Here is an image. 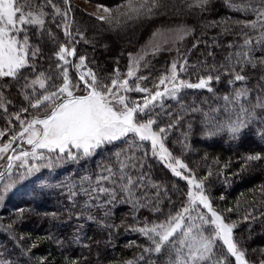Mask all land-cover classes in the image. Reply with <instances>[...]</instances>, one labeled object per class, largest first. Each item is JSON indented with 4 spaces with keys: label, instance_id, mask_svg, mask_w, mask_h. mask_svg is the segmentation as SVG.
I'll return each instance as SVG.
<instances>
[{
    "label": "trees",
    "instance_id": "obj_1",
    "mask_svg": "<svg viewBox=\"0 0 264 264\" xmlns=\"http://www.w3.org/2000/svg\"><path fill=\"white\" fill-rule=\"evenodd\" d=\"M95 1L110 5L113 9L124 3V0ZM161 2L162 7L156 15L132 20L122 18L120 24H109L93 17L85 19L75 6L70 4L68 10L65 4V11H70L71 37H65L63 23L59 24L56 20L49 29L54 39L48 36L49 30L37 33L32 42L40 47L41 54L35 58V72L28 68L22 75L32 79L44 72L55 78L59 72L55 53L61 44L73 39L75 43L78 42L76 56L84 55L97 76L110 83L108 77L113 76L116 69L122 76L126 74L129 54L136 55L146 37L158 26L183 21L193 27V33L176 50L181 51V59L186 58L189 66L188 71L181 74V79L197 82L198 76L208 74L205 69L223 64L227 54L235 51L228 47L229 44L242 43L240 27L223 22L255 19L252 13L234 10L229 6V0H209L203 8H190L188 5L192 0ZM231 2L242 4L249 0ZM249 35L255 36L256 33L249 32ZM114 37L117 40H113ZM174 53L150 56L147 67L142 65L137 73L148 77L141 86L152 89L159 77L168 71ZM255 55L264 57V48L257 49ZM75 58L71 59L72 62ZM245 72L247 80L233 84L228 83L231 76L213 73L221 77L218 82L214 80L211 83L213 92L184 89L180 93L179 103L166 98L163 101L164 109L173 114H183L180 108L183 104L208 112L209 107L215 108L223 103L218 97L244 87L250 90L248 100L255 103L257 96L264 95V66H249ZM72 73L78 75L74 68ZM24 82L23 79H0V91L5 100L10 101L7 112L0 109V129H12L9 135L19 131V124L14 118L11 125L8 123L10 114L28 107L21 89ZM54 82L60 83L58 79ZM37 91H40L38 85ZM129 95L134 100H142L144 94L131 92ZM242 102L248 106V102ZM155 111L161 110L157 107ZM35 114L36 110H30L24 115ZM224 118L223 113L218 114V119ZM204 119L201 112L189 111L180 124L170 131L166 146L174 157L188 165L199 180L207 177L204 188L212 204L226 222L236 225L234 237L241 250L245 251V257L254 264H260L264 260V160L247 163L246 158L255 154L264 156V111L257 109V119L235 137L226 130L209 136L210 128ZM168 122L167 117H161V126ZM125 148L127 143L116 141L98 149L91 157L65 159L54 163L51 168L41 167L38 172L23 179L20 178L23 172L16 173L13 179L18 185L0 206V261H7L8 264H127L128 261H134V264H167V252L156 254L144 251L151 242L135 229L145 222L151 224L164 220L169 212L178 211L187 200L188 183L173 175L153 157L149 144H145L149 155L144 157V167L140 171L152 183L160 186L159 212L152 210L156 199L148 207L134 209L131 203L122 202L121 195L103 206H97L95 201L86 205L88 197L80 191L82 177H95L100 165L110 163L115 158L114 153ZM37 162L40 164L42 161ZM209 171L212 173L210 176ZM147 191L149 196H156L157 189L148 188ZM72 192L76 195L73 196ZM101 199L106 200L107 197ZM220 252L226 254V249L221 248ZM228 264H235L230 255Z\"/></svg>",
    "mask_w": 264,
    "mask_h": 264
},
{
    "label": "snow or ice",
    "instance_id": "obj_2",
    "mask_svg": "<svg viewBox=\"0 0 264 264\" xmlns=\"http://www.w3.org/2000/svg\"><path fill=\"white\" fill-rule=\"evenodd\" d=\"M64 2L67 4L68 0ZM208 3L209 0H192L188 6L203 8ZM229 6L236 11L252 13L255 19L223 22L239 26V35L242 37V43L228 45L235 51L227 54L224 63L205 69L208 74L198 76L197 82L193 83L181 79V74L188 71L187 59L184 58L179 67L178 62L173 61L169 70L150 89L141 86L148 77L137 73L142 63L147 67L146 57L149 54L154 55L161 50V43H152L135 56L130 53L126 74L122 76L119 69H116L113 76L108 77L110 83H105L104 79L87 67L85 57L81 56L79 63L72 64L68 57L74 56L76 50L64 44L55 53L59 69L55 78L44 72L36 74L32 79L23 76V71L28 68L35 72L34 61L41 54L40 47L30 41L29 26L43 33L47 17L51 16L53 20L56 16L67 17V12L62 11L54 0H0V79H23L22 95L28 102V107L10 114L8 120L11 125L14 118L19 124V131L11 134L8 140L0 142V160L6 159L4 170L0 171V181H6L0 198L15 187L14 170L25 169V173L20 176L23 179L25 175L38 172L41 167L51 168L54 163L65 159L91 157L98 149L123 141L127 143V148L114 153L115 158L110 163L100 165L95 177L86 175L81 178L80 191L88 197L86 205L95 201L97 206H103L121 195L122 202L131 203L134 209L148 207L156 199L152 210L159 212L160 186L152 183L140 171L144 167V157L149 155V149H145L147 143L151 155L164 162L176 177L186 180L189 190L186 202L178 211L169 212L164 220L151 224L145 222L142 227L135 229L151 242L150 247L144 251L156 254L167 252V264H228L229 255L235 258V264H248L245 251L238 247L233 238L236 225L225 222L224 217L212 207L204 188L207 177L197 180L195 173L180 158L174 157L165 143L170 131L180 124L189 111L203 114L204 123L210 128L207 133L209 136L226 130L234 137L257 119V109L264 111V95L257 96L255 103H252L248 100L250 90L246 87L218 97L223 103L215 108L209 107L208 112L200 107L183 104L180 105L183 114H173L164 109L163 101L171 98L179 103L180 93L184 89H207L213 92L211 83L221 78L219 74L213 73L231 76L228 83L233 84L247 80V67L264 66V57L255 55L257 49L264 48V0H249L242 4L229 0ZM161 7V0H124L116 9L104 7L103 11L107 15L97 18L109 24H120L122 18H150ZM46 8H50L51 12L45 11ZM63 28L65 36L71 37L67 20ZM225 30L229 29L226 27ZM181 32L183 34L178 37L180 39L188 35L186 30L182 29ZM249 32H255L256 35H249ZM162 35L159 31L153 33V40ZM48 36L54 39L50 30ZM69 66L77 70V79L70 76ZM55 79L60 83H55ZM131 92L143 93L142 100L132 99L129 95ZM242 101L248 102V106ZM8 103L10 101H6L0 91V109L7 112ZM157 107L160 112L155 111ZM30 110H36V114L25 116ZM220 113L224 114L223 120L218 119ZM162 116L169 120L165 126L160 124ZM10 132V128L0 129V140ZM184 136L187 139L186 133ZM23 144L29 147L23 149ZM18 148L21 150L18 151ZM138 152L141 155H137ZM30 160L47 163L30 164ZM260 160H264L260 154L246 158L247 163ZM208 175H212L211 171ZM85 184L87 187H84ZM148 188L157 189L156 196H149ZM72 195L76 193L72 192ZM102 197L107 199L102 200ZM201 207L207 213L201 211ZM225 246L226 254H221L220 249ZM0 264L8 262L0 261ZM127 264H134V261H128ZM260 264H264V260Z\"/></svg>",
    "mask_w": 264,
    "mask_h": 264
},
{
    "label": "rangeland",
    "instance_id": "obj_3",
    "mask_svg": "<svg viewBox=\"0 0 264 264\" xmlns=\"http://www.w3.org/2000/svg\"><path fill=\"white\" fill-rule=\"evenodd\" d=\"M71 1V2H69ZM54 2L61 8L62 11H65L64 9V6H65V2L64 0H54ZM69 4V5H68ZM70 4L75 6V9H78V12L80 13V16H85V19H89V17H93L95 19H98L97 17L99 16H103V15H107V13H105L103 11V8L104 7H107L109 9H113L110 5H107V4H104V3H101V2H98V1H95V0H68L67 2V7H68V10L70 9ZM77 7V8H76ZM66 9V12H67V17H64V16H56L55 19L53 20L51 16L47 17L46 18V24H45V30H49L50 27H52V25H54L55 23V20L60 24V23H63L64 24V21L67 20L68 21V24H69V27H70V11H68ZM45 11H48V12H51V9L50 8H46ZM186 30L188 31V35H185L183 36V39H180L178 38L180 35H182L183 33L181 32V30ZM62 30L64 31V28H63V25H62ZM69 30V29H68ZM160 32L162 33L163 35L162 36H157L155 38V40H153V33H157V32ZM28 32H29V37H30V41L31 43L33 44L32 41H34V38H35V35L37 33H39L35 28L29 26L28 28ZM193 33V27L190 25V24H187L183 21H179V22H175L173 24H170V25H166V26H158L149 36H147V40L145 41L144 45L141 47V49L139 50V52L137 54H140L142 53L143 51H145L146 48H148L152 43H161V50L157 53H155L154 55L153 54H149L147 57H146V60L148 61L149 58H151L150 56H158L160 55L161 53L163 52H170V53H174L172 50H177L180 46V44L187 38L189 37L191 34ZM66 37V36H65ZM145 38V39H146ZM113 40H117L115 37L113 38ZM164 40L167 41V43H162ZM71 43H63L64 45L68 46L69 48L71 47H74L76 49V46H77V43L74 42L73 39H70ZM181 51H176L174 53V56L172 58V61H170V64L168 65V70L170 68V65L173 61H177L178 62V67H179V63H182L183 60L181 59ZM83 56L85 57L84 55H80V56H76L75 58V61L72 62L71 58L68 57V59L71 61L72 64H77L79 63V58ZM135 56V55H134ZM86 58V57H85ZM111 61H117V60H113L111 59ZM86 64H87V60H86ZM143 65V63H142ZM87 67H89V65L87 64ZM75 69V68H74ZM72 70H73V67L69 66V74L70 76L75 80L77 79V76L74 75L72 73ZM76 70V69H75ZM77 71V70H76ZM195 83V82H193ZM163 88V86H161V89ZM135 100H139V99H135ZM9 136H6V137H3L2 140H0V142H3V141H6L9 139ZM14 147H16V145H13ZM23 149H27L29 146L26 145V144H23L22 145ZM18 151L21 150V149H17ZM10 154V153H9ZM158 159V158H157ZM159 160V159H158ZM161 161V160H159ZM162 162V161H161ZM30 164L32 163H35V164H38L37 161H32L30 160L29 161ZM165 166L166 164L164 162H162ZM41 165L45 164L44 161H42L40 163ZM6 166V159L4 160H0V171H3L4 170V167ZM167 167V166H166ZM168 168V167H167ZM169 169V168H168ZM170 170V169H169ZM171 171V170H170ZM25 173V169L23 168H20L18 170H14V174L13 176L16 174V173ZM172 172V171H171ZM172 174L174 175V173L172 172ZM185 175H187L188 173L187 172H184ZM25 176H30V175H25ZM196 177V176H195ZM181 178V177H179ZM197 180H199L197 177H196ZM6 181H0V193H3V185ZM18 184H15V187H17ZM14 187V188H15ZM11 189L10 191H8L7 193L3 194L2 198H0V206L3 205V202L5 201V199L10 195L12 194V192H14L15 190ZM14 190V191H13ZM188 190H189V185H188ZM208 195V194H207ZM209 199H210V196L208 195ZM210 202H211V199H210ZM212 204V202H211ZM212 207L218 211V209H216L214 207V205L212 204ZM201 211L207 213V210L206 209H203L201 207ZM207 215L210 216V213H208ZM226 222V221H225ZM233 238L234 240L236 241L235 237H234V229H233ZM237 242V241H236ZM238 244V242H237ZM238 247L240 248L239 244H238ZM226 249V246L223 247ZM241 249V248H240ZM246 258V257H245ZM234 259V263H235V258L233 257ZM247 259V258H246ZM248 261V264H254L252 263L251 261Z\"/></svg>",
    "mask_w": 264,
    "mask_h": 264
},
{
    "label": "water",
    "instance_id": "obj_4",
    "mask_svg": "<svg viewBox=\"0 0 264 264\" xmlns=\"http://www.w3.org/2000/svg\"><path fill=\"white\" fill-rule=\"evenodd\" d=\"M76 50V49H75ZM77 51V50H76ZM77 53V52H76ZM76 53H75V55L74 56H71L70 58L71 59H73V58H75V56H76ZM11 154V153H10Z\"/></svg>",
    "mask_w": 264,
    "mask_h": 264
}]
</instances>
